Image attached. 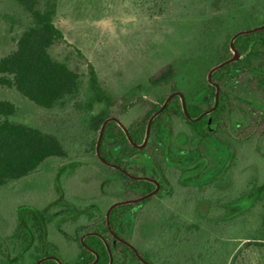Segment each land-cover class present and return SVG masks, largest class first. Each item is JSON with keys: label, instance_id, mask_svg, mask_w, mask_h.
<instances>
[{"label": "trees", "instance_id": "16d2710c", "mask_svg": "<svg viewBox=\"0 0 264 264\" xmlns=\"http://www.w3.org/2000/svg\"><path fill=\"white\" fill-rule=\"evenodd\" d=\"M15 1L29 13L31 19L12 35L14 47L0 55V86L14 87L23 97L42 108L70 106L80 113L83 126L91 134L85 151L96 156L117 177L119 189L113 190L115 200L132 198L154 189L155 184L151 180L134 176H147L158 187L143 199L113 206L109 212V224L105 212L111 203L104 209L98 207L94 214L89 207L79 208L65 201L60 191L40 207L19 203L15 208L10 243L4 246L0 264H35L47 255L55 256L60 262L44 258L38 264H89L95 254L97 258L92 264H108L110 258L111 264H146L147 259L130 241L136 237L143 241L137 232L136 218L146 204L154 207L159 199L173 208L172 196L177 191L185 192L187 199L192 192L198 198L209 200L208 206L215 204L204 193L220 185V176L204 177L200 174L199 171L207 167L202 141L217 139L229 148L222 174L230 171L240 157L238 148L243 145L251 147L257 136L264 137V27L237 35L233 46L239 57L212 71L211 79L219 87L213 110L196 120H189L182 110L180 97L173 95L152 118L143 146L137 147L132 142L142 143L151 114L170 92L179 90L175 65L167 63L148 78L146 85L136 84L124 95L113 97L101 88L92 64L87 61L91 95L81 99L78 73L65 62L52 58L48 52L50 45L64 40L61 30L53 22L56 0H44L42 7L38 6L40 0ZM0 17L11 25L18 22L11 13L0 12ZM232 34L215 49L211 62L204 65L202 78L181 90L190 116L194 117L212 106L215 86L208 82L206 74L213 64L232 55L229 46ZM96 104L100 106L95 111ZM133 107H139L137 114L123 121V115ZM16 109L12 101L0 99V187L33 173L48 157L65 158L68 155L65 144L55 133L9 120L7 116ZM109 116L123 122L131 142L118 122L111 119L102 130L99 152L105 160L133 176L105 164L95 152L100 126ZM176 150L194 151L202 157L201 162L205 165L198 163L186 169L176 164L171 156ZM137 153L143 155V161L132 158ZM73 167L71 162L63 164L57 174ZM189 170L193 172L185 176L184 173ZM245 197L253 200L244 208L237 207V202ZM198 205L195 203L190 210L187 208L184 216L173 212L175 207L167 209L163 222L159 220L156 225L155 234L160 237L162 228L168 247L183 240L188 242L190 234L197 232L208 217V209L199 210ZM222 205L229 208L227 213L240 215L242 221L250 216L255 217V222L237 236L232 247L225 244L208 252L206 245L201 246L203 248L193 256L194 264H232L241 247L264 245V180L247 183L245 189L232 195ZM68 220L76 221V224L72 231H64V234L78 245V250L71 260L64 262L56 255V246L48 238V224L54 222L59 227L60 222ZM58 229L61 230L60 227ZM237 239L243 242L239 245ZM170 264H173L172 261Z\"/></svg>", "mask_w": 264, "mask_h": 264}, {"label": "rangeland", "instance_id": "374dc122", "mask_svg": "<svg viewBox=\"0 0 264 264\" xmlns=\"http://www.w3.org/2000/svg\"><path fill=\"white\" fill-rule=\"evenodd\" d=\"M43 1H39V7ZM0 12L11 13L18 19L11 25L0 17V55H3L14 47L12 35L31 18L15 0H0ZM53 22L64 40L50 45L48 52L78 73L81 99L91 95L87 61L92 64L101 88L113 97L124 95L136 84L146 85L148 78L167 63L175 65L176 85L181 91L202 78L204 65L211 62L213 52L229 34L264 23V0H56ZM0 99L10 100L17 106L16 111L7 116L9 120L55 133L68 153L65 158H46L33 173L0 187L1 261L4 246L10 243L15 208L19 203L40 207L60 191L65 201L79 208L89 207L96 214L98 207L104 209L116 201L113 190L119 189V182L96 156L85 151L91 134L83 126L80 113L72 107L42 108L8 86H0ZM99 106L96 104L94 110ZM138 110L139 107L129 109L123 121L133 118ZM202 142L207 167H203L200 174L220 176V185L204 193L215 204L208 206L209 200L198 198L192 192L187 199L186 193L181 191L172 196L174 209L159 199L154 207L146 204L136 218L137 232L143 241L138 237L130 241L148 263L194 264L193 256L203 248L201 246L206 245L208 252L225 244L232 247L237 236L255 222V217L242 221L240 215L227 213L229 208L222 204L245 189L247 183L264 180V137L257 136L251 147L238 148L240 157L230 171L222 174L229 148L217 139ZM242 150L245 151L242 153ZM171 156L186 169L198 163L205 165L194 151L176 150ZM132 158L144 160L140 153ZM68 162L74 167L57 174L59 167ZM192 172L186 171L184 175ZM252 200L245 197L237 202V207L244 208ZM195 203L199 204V210L208 209L205 223L190 234L188 242L183 240L168 247L163 229L160 228V237L155 234L159 220L164 219L167 209L184 216L185 210H190ZM75 224L73 220L62 221L61 230L54 222L48 224V238L56 246V255L64 262L71 260L78 250V245L64 234V231H72ZM236 242L240 245L243 240ZM232 264H264V245L241 247Z\"/></svg>", "mask_w": 264, "mask_h": 264}, {"label": "water", "instance_id": "95a60500", "mask_svg": "<svg viewBox=\"0 0 264 264\" xmlns=\"http://www.w3.org/2000/svg\"><path fill=\"white\" fill-rule=\"evenodd\" d=\"M263 27H264V23H263V24H260V25H257V26H254V27H251V28L240 29V30L235 31V32L232 34V36L230 37V39H229V46H230V49H231V51H232V55L229 56L228 58H225V59H223V60H221V61H219V62L213 64V65L209 68V70L207 71L206 77H207L208 82H209L210 84H212V85L215 86L214 102H213L212 106H210L209 108L203 110L202 112H200L198 115H196V116H194V117H193V116H190L189 113H188V111H187V109H186L185 98H184L183 93H182L180 90H174V91L170 92V93L165 97V99H164L163 102L161 103L160 107H159L156 111H154V112L151 114V116L149 117V119H148V121H147V124H146L145 134H144V138H143L142 143H140V144H136V143L132 142V144H134V145L137 146V147H141V146H143V144H144L145 141H146L147 135H148L149 125H150V122H151L152 118H153V117H154L159 111H161V110L163 109V107L166 105V103L169 101V99H170L173 95H178V96L180 97L182 110H183L185 116H186L187 118H189V120H196V119L200 118L202 115H204V114H206V113H209L211 110H213V108L215 107V105H216V103H217V95H218L219 87H218V85H217V84L211 79V73H212V71L215 70L216 68L220 67L221 65H223V64H225V63H227V62H230V61H232V60H235V59H237V58L239 57V53H238V51H237V50L235 49V47L233 46V39H234L237 35H239V34H241V33H244V32L253 31V30H255V29H260V28H263ZM111 119H112V120H115V121L118 122V124L121 126V128H122L123 131L125 132V134H126L128 140H129V141L131 140L130 137H129V135H128L127 129H126V127L123 125V123H121V121H119L116 117H114V116H109V117H107V118L102 122V124H101V126H100V129H99V132H98V136H97V140H96V144H95V152H96L98 158H99L102 162H104L105 164H108V165H110V166H112V167H115V168H118V169L123 170V168L117 166L116 164H114V163H112V162H109V161L105 160V159L101 156V154H100V152H99V149H98V148H99V141H100V137H101V134H102V130H103V128H104V125H105V123H106L108 120H111ZM130 142H131V141H130ZM123 171L126 172L127 174H129L130 176H133V175H131L130 173H128L127 171H125V170H123ZM134 177H135V178H143V179L151 180V181L154 182V184H155L154 189H152L151 191H149V192H147V193H145V194L139 195V196H135V197H132V198L119 199V200H116V201L112 202V203L107 207L106 212H105V217H106V222H107V224H109V223H108L109 212H110V210H111V208H112L113 206L118 205V204H122V203H128V202H135V201H138V200H140V199H143V198L147 197L148 195L153 194V193L156 191V189H157V187H158V184H157L154 180L150 179V178L147 177V176H143V175H142V176H134ZM111 232H112V231H111ZM113 234H114V233H113ZM117 238H118V237H117ZM118 239H119V238H118ZM134 251L136 252L137 256H138L139 258H141L140 255L137 253V251H136L135 249H134ZM44 258H53V259H57V258H56L55 256H53V255H47V256H45V257L39 258L35 264H38V263H39L42 259H44ZM96 258H97V254H95V258H94V260H93L92 262H90L89 264H92V263L96 260ZM57 261L60 262L58 259H57ZM143 262H145V261H143ZM145 263H146V264H150V263H148V262H145ZM108 264H111V258L109 259V263H108Z\"/></svg>", "mask_w": 264, "mask_h": 264}]
</instances>
